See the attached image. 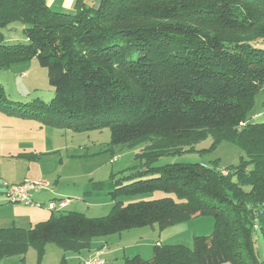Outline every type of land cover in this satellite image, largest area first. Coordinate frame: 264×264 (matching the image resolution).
I'll list each match as a JSON object with an SVG mask.
<instances>
[{"label": "trees", "instance_id": "obj_1", "mask_svg": "<svg viewBox=\"0 0 264 264\" xmlns=\"http://www.w3.org/2000/svg\"><path fill=\"white\" fill-rule=\"evenodd\" d=\"M14 22L26 43L5 45L2 30ZM34 60L48 69L53 99L12 102L0 83L1 112L74 131L107 127L116 146L150 143L137 155L146 170L131 183H91L86 194L103 191L114 203L106 217L60 213L28 230L0 229V262L24 263L32 248L40 264L48 244L80 253L97 238L212 216L214 233L194 237L193 248L157 244L151 260L124 264H261L264 123L248 116L264 92V0H101L73 13L47 0H0V70ZM209 136L213 149L238 145L241 163L152 166ZM155 192L168 196L120 201Z\"/></svg>", "mask_w": 264, "mask_h": 264}, {"label": "rangeland", "instance_id": "obj_2", "mask_svg": "<svg viewBox=\"0 0 264 264\" xmlns=\"http://www.w3.org/2000/svg\"><path fill=\"white\" fill-rule=\"evenodd\" d=\"M24 28L21 22H14L3 29L4 44H25ZM0 83L12 102L28 104L40 100L49 103L54 97L48 69L42 67L37 60L3 68L0 70ZM263 106L264 92H261L256 97V105L248 116L251 123H264ZM12 107L18 108L16 105ZM213 144V138L209 136L196 145L184 148L183 153L158 158L152 166L200 163L223 171L238 166L245 156L238 145L223 142L213 149ZM146 145H112L111 131L107 127L99 130L74 131L64 124L53 127L41 120L0 111V228L28 230L35 224L48 221L53 215L57 216L60 213L78 212L88 218L108 216L114 204L110 196L103 191H93L92 195L86 194V191L92 182H111L115 178L117 180L123 178L125 183H131L140 179L135 176L143 173L146 166L137 155L146 148ZM115 157L116 161L112 162ZM25 183L35 184L36 187L42 183L44 187L30 192L32 202L29 205L9 201L7 190ZM166 196L168 195L163 192H155L124 197L120 201L127 205ZM64 201L69 203L68 207L58 205L55 211L49 209L51 202L59 204ZM214 223L212 216H202L179 222L165 230H161L157 225L133 229L108 236L111 238L108 239V245L110 249L116 251L117 258L124 259L127 256L142 254L145 260H151L153 247L157 242L193 248L194 237H210L214 233ZM104 238L94 239L89 250L71 253L72 256L77 257V254L84 253L85 258L90 252L101 250L102 247L98 248L94 242ZM256 248L260 263L264 264L262 238L258 239ZM63 255H65L63 250L54 244H48L40 264H59ZM68 257L71 258L70 253L67 259ZM120 262L119 264H124V261ZM72 263L70 259L68 264ZM0 264L39 262L36 250L31 248L24 263L22 257H12L4 259Z\"/></svg>", "mask_w": 264, "mask_h": 264}, {"label": "crops", "instance_id": "obj_3", "mask_svg": "<svg viewBox=\"0 0 264 264\" xmlns=\"http://www.w3.org/2000/svg\"><path fill=\"white\" fill-rule=\"evenodd\" d=\"M78 2H82V3L86 4L87 6L98 7L101 0H47V3L52 10L57 11V12H65V13L75 12V8H76V5L78 4ZM21 136L24 137L23 135H21ZM68 204L66 203L67 207H68ZM39 223H41V222H39ZM0 229H2V228H0ZM3 229H7V228H3ZM108 239H111V238L105 237L103 240H97L96 242H94L95 243V244L93 243L94 245H96L97 247L99 246L100 248L102 247V249L101 250L98 249V251H96V252L95 251L92 253L90 252V254L85 256V258H83L84 253L79 254V255L77 254V257L72 256L73 254L70 253L71 258L68 257V259H67V256L69 253H65V255H63V257H65L67 259V261H69L71 259L73 261L72 264H87V263H91V264L93 263L94 264L95 262H97L98 264H119V263H121L120 261L121 260L124 261V259L117 258L116 251L114 249L109 248ZM157 244H162V243L157 242L155 245H157ZM148 249H149V246H148ZM139 255L141 257L143 256L142 254H139ZM146 256H148V255H146ZM127 257H129V256H127Z\"/></svg>", "mask_w": 264, "mask_h": 264}, {"label": "built area", "instance_id": "obj_4", "mask_svg": "<svg viewBox=\"0 0 264 264\" xmlns=\"http://www.w3.org/2000/svg\"><path fill=\"white\" fill-rule=\"evenodd\" d=\"M111 161L115 162L116 157ZM40 187H44V186H42V183H39L37 185V187L35 186V184H31V183H25V184H22L19 186H13L7 190V192H6L7 198L9 201L24 202V203L29 205L32 202V196H31L30 192L33 191L34 189L40 188ZM66 203L67 202H61L58 204L55 202H51L49 204V209L52 211H55L57 209L58 205H59V207H65ZM87 264H91V263H87ZM94 264H98V263L95 262Z\"/></svg>", "mask_w": 264, "mask_h": 264}]
</instances>
